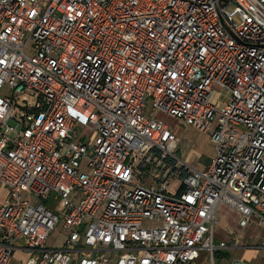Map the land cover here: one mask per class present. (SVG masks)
Masks as SVG:
<instances>
[{
  "label": "built area",
  "instance_id": "obj_1",
  "mask_svg": "<svg viewBox=\"0 0 264 264\" xmlns=\"http://www.w3.org/2000/svg\"><path fill=\"white\" fill-rule=\"evenodd\" d=\"M0 184V264H214L221 205L264 224V0H0Z\"/></svg>",
  "mask_w": 264,
  "mask_h": 264
},
{
  "label": "rangeland",
  "instance_id": "obj_2",
  "mask_svg": "<svg viewBox=\"0 0 264 264\" xmlns=\"http://www.w3.org/2000/svg\"><path fill=\"white\" fill-rule=\"evenodd\" d=\"M214 99H221L225 102L227 94L222 92L219 87L214 88ZM29 98V105H32L34 98L31 94H26ZM18 98V99H17ZM24 96L20 95L16 97V102L20 106H25L23 101ZM224 104V103H223ZM146 112L148 115H153L157 119L165 121L173 130L177 133L179 138V149L178 155L187 161L194 167L201 168L214 154V146L210 140V135L199 131L198 129L188 126L182 120L168 116L160 111L153 110L150 102L147 103ZM15 125L13 121L10 122ZM182 184V177L179 174H175L170 178L168 182V189L170 192H176L179 186ZM33 201H37L34 195H30ZM220 222L217 226V233L215 237V243L219 244L223 237L225 239H232L235 235L226 236L230 230L233 234H236L237 241L230 242L234 243L232 246L236 248L233 249H223L222 251L215 252L214 264H230L235 257L241 258L246 263L256 262L261 264L264 262V249L261 248V243L264 237V224L253 225L247 229L239 228L238 223H236L235 215L229 209L222 208L220 212L218 211ZM227 227H230L227 229ZM227 233H226V232ZM64 230L62 228V220L56 225L55 229L50 233L47 241V246H59L64 238ZM22 242L20 243V245ZM88 255V254H84ZM201 258L195 261L193 264H212L211 259H207L205 252H202ZM31 254L26 250H14L12 264H23L29 258Z\"/></svg>",
  "mask_w": 264,
  "mask_h": 264
},
{
  "label": "crops",
  "instance_id": "obj_3",
  "mask_svg": "<svg viewBox=\"0 0 264 264\" xmlns=\"http://www.w3.org/2000/svg\"><path fill=\"white\" fill-rule=\"evenodd\" d=\"M213 155H214V154H213ZM211 158H212V156L209 158V160L206 162V164H205L203 167H201V168L206 167V166L210 163ZM7 199H8V190H7L4 186H2V185L0 184V204L6 202ZM222 208L229 209L232 213H234V215H235V219H236V223H238V227L241 228V227H240V224H239V223H240V214L237 213L236 211L232 210L231 208L225 206V205H221V206L219 207L218 211L220 212V209H222ZM255 222H256L255 220L251 221V222L249 223V225H248L245 229H247V228H249V227H251V226H253V225H256ZM228 228H230V227H227V229H228ZM225 232H226V231H225ZM216 233H217V228H216ZM226 233H227V232H226ZM229 235H235V236L232 237V239L229 237V239L232 240V242H234V241H233V238H234V237L237 238L236 234H233V232L230 230V232H228V233L226 234V236H229ZM263 238H264V237H263ZM229 239H228V240L225 239V236H224L223 239H222L221 241H225V242H227V243H229V244H230V243L232 244V242H230ZM235 242H236V241H235ZM234 259H241V258L235 257ZM258 264H259V263H258Z\"/></svg>",
  "mask_w": 264,
  "mask_h": 264
},
{
  "label": "water",
  "instance_id": "obj_4",
  "mask_svg": "<svg viewBox=\"0 0 264 264\" xmlns=\"http://www.w3.org/2000/svg\"><path fill=\"white\" fill-rule=\"evenodd\" d=\"M231 32V31H230ZM231 34H233L232 32H231ZM234 35V34H233Z\"/></svg>",
  "mask_w": 264,
  "mask_h": 264
}]
</instances>
